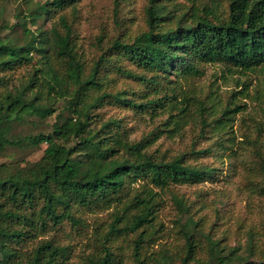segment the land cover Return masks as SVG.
Instances as JSON below:
<instances>
[{"label": "trees", "instance_id": "16d2710c", "mask_svg": "<svg viewBox=\"0 0 264 264\" xmlns=\"http://www.w3.org/2000/svg\"><path fill=\"white\" fill-rule=\"evenodd\" d=\"M70 6L74 8V0H48L31 11L29 16L52 21L41 33L25 28L18 38L4 35L0 26V153L7 145H51L30 164L0 163V264H69L71 245L55 237L42 238L25 259L15 244L60 229L66 221L74 228L83 225L75 215L78 208L113 209L107 230L95 234L101 253L88 254L83 264H119L111 243L114 236L130 233L136 234L135 264H176L165 247L145 252L160 230L155 223L162 204L159 190L212 180L219 169L199 161L211 148L193 147L176 156L150 149L163 134L174 137L197 122L192 101L200 110L197 140L207 132L228 135L242 105H227L220 116L213 112L215 117L209 119L205 101L181 83L202 76L211 64L230 74L264 76V0H149L146 27L136 34L118 35L89 72L66 12ZM18 18L22 23L20 12ZM35 54L43 67L10 87V75L31 63ZM111 71L144 88L130 94L126 89L113 90L107 75ZM247 89L246 85L241 93ZM53 92L68 99L72 113L58 115L48 132L17 133L27 111L46 109L44 97ZM107 103L164 119L159 131L132 139L122 120L95 124L97 109ZM261 136L243 134L256 160L249 171L257 175H264ZM176 200L185 211V203ZM200 222L192 216L180 221L184 239L178 247L180 264H264L255 230L248 232L246 245L232 246L225 238L206 233Z\"/></svg>", "mask_w": 264, "mask_h": 264}, {"label": "rangeland", "instance_id": "374dc122", "mask_svg": "<svg viewBox=\"0 0 264 264\" xmlns=\"http://www.w3.org/2000/svg\"><path fill=\"white\" fill-rule=\"evenodd\" d=\"M46 1L48 0H2L0 26L4 27L3 34L20 38L25 28L37 33L48 30L52 25L51 20L29 16L31 11ZM148 2L149 0H74V8L70 6L66 9L74 24L79 55L85 62L87 72L118 35L128 32L136 34L146 27L145 7ZM18 12L24 18L22 23H19ZM39 67H43L41 57L39 62V57L35 54L31 63L10 75V87L20 85L30 72H35ZM38 73L41 75V70ZM107 75L113 81V90L126 89L130 94L131 91H141L144 88L119 73L111 71ZM181 84L205 101L208 107L205 115L209 119L215 117L213 112L220 116L227 105L239 104L243 110L237 114L234 127L228 128V135L219 137L217 133L207 132L206 137L197 140L196 135L201 127V118L197 114L200 110L198 104L195 105L192 101L191 108L197 122H190L181 134L174 137L163 134L152 144L151 151L168 156L191 151L193 147L211 148V152L199 161L219 170L212 180L193 185H172L159 190L162 204L155 223L160 230L145 248V252L157 253L160 248L165 247L175 257V263L180 264L178 247L184 243L179 231L180 221L186 222L189 216L195 220L200 219L206 233H211L215 239L225 238L226 243L232 246L239 243L246 245L248 232L253 229L259 243L258 253L264 252V175L249 171V166L256 160L251 146L247 145L243 137L244 133L255 138L261 134L264 144V76L256 72L230 74L221 65L211 64L206 66L202 76L184 80ZM246 85L247 91L241 93ZM51 94L50 98L44 97L46 109L30 108L27 111V120L16 128L17 133L25 135L48 132L58 115L68 116L72 113L67 106V98H58L54 92ZM97 113V126L110 120H122L123 127L132 139H140L154 129L159 131L157 127L164 119V116L154 118L148 113L108 103L97 109ZM112 128L117 130L114 125ZM159 128L163 129V126ZM206 129L211 131L212 127ZM50 148L51 145L47 143H42L39 147L29 144L7 145L0 153V163L30 164L40 159ZM177 198L187 206L185 211L181 210ZM112 210L78 208L75 215L83 220V225L74 228L66 221L60 229L35 238H26L18 245L15 244V247L19 249L21 258L25 259L42 238L55 237L58 242L71 245L69 264H83L88 254L101 251L95 234H103L107 230L113 221ZM135 235L130 233L116 238L114 236L115 243L111 245L118 253L119 264H135L132 258V241Z\"/></svg>", "mask_w": 264, "mask_h": 264}]
</instances>
